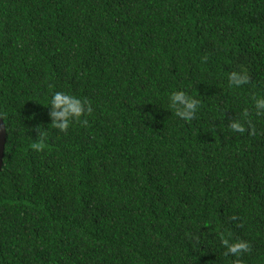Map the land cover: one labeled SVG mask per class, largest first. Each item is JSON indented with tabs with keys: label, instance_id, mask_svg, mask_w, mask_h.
Wrapping results in <instances>:
<instances>
[{
	"label": "trees",
	"instance_id": "16d2710c",
	"mask_svg": "<svg viewBox=\"0 0 264 264\" xmlns=\"http://www.w3.org/2000/svg\"><path fill=\"white\" fill-rule=\"evenodd\" d=\"M258 98L264 0H0V264H264Z\"/></svg>",
	"mask_w": 264,
	"mask_h": 264
},
{
	"label": "clouds",
	"instance_id": "9594fccd",
	"mask_svg": "<svg viewBox=\"0 0 264 264\" xmlns=\"http://www.w3.org/2000/svg\"><path fill=\"white\" fill-rule=\"evenodd\" d=\"M231 82L239 85L247 80V75L241 71H233L229 74ZM52 106L53 126L60 128L62 131L66 130L72 120L79 118L86 111H91V105L86 98H82L73 94L70 91H55L52 93L51 99L48 102ZM199 101L192 95H189L184 90H173L169 94V108L175 109V114L183 119L190 120L194 117ZM257 108H264V98L256 100ZM87 123L86 119L81 121ZM233 131L243 132L245 130L244 124L239 120H234L231 124ZM37 149L41 147L40 143L34 145ZM222 243L226 245V251L234 253L237 256L242 251L248 249V243L243 240L230 242L229 239L224 238ZM235 264H240L237 260Z\"/></svg>",
	"mask_w": 264,
	"mask_h": 264
},
{
	"label": "water",
	"instance_id": "95a60500",
	"mask_svg": "<svg viewBox=\"0 0 264 264\" xmlns=\"http://www.w3.org/2000/svg\"><path fill=\"white\" fill-rule=\"evenodd\" d=\"M5 142H6V128L3 120L0 118V172L3 165Z\"/></svg>",
	"mask_w": 264,
	"mask_h": 264
}]
</instances>
